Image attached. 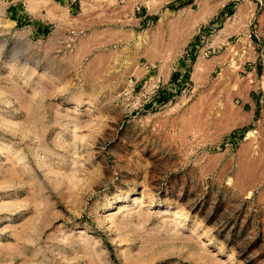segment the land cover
Masks as SVG:
<instances>
[{"label": "rangeland", "instance_id": "rangeland-1", "mask_svg": "<svg viewBox=\"0 0 264 264\" xmlns=\"http://www.w3.org/2000/svg\"><path fill=\"white\" fill-rule=\"evenodd\" d=\"M262 16L0 0V264H264Z\"/></svg>", "mask_w": 264, "mask_h": 264}, {"label": "bare ground", "instance_id": "bare-ground-1", "mask_svg": "<svg viewBox=\"0 0 264 264\" xmlns=\"http://www.w3.org/2000/svg\"><path fill=\"white\" fill-rule=\"evenodd\" d=\"M136 199H137V198L134 196V199H133V201H132V202L134 203Z\"/></svg>", "mask_w": 264, "mask_h": 264}, {"label": "crops", "instance_id": "crops-1", "mask_svg": "<svg viewBox=\"0 0 264 264\" xmlns=\"http://www.w3.org/2000/svg\"><path fill=\"white\" fill-rule=\"evenodd\" d=\"M262 20L264 21V16H262Z\"/></svg>", "mask_w": 264, "mask_h": 264}]
</instances>
